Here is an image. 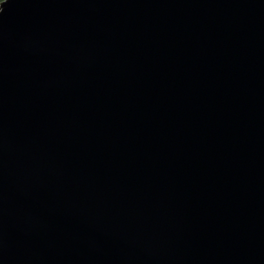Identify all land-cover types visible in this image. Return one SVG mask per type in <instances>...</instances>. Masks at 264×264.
I'll use <instances>...</instances> for the list:
<instances>
[{"label":"water","instance_id":"95a60500","mask_svg":"<svg viewBox=\"0 0 264 264\" xmlns=\"http://www.w3.org/2000/svg\"><path fill=\"white\" fill-rule=\"evenodd\" d=\"M0 264H264V0H1Z\"/></svg>","mask_w":264,"mask_h":264},{"label":"trees","instance_id":"16d2710c","mask_svg":"<svg viewBox=\"0 0 264 264\" xmlns=\"http://www.w3.org/2000/svg\"><path fill=\"white\" fill-rule=\"evenodd\" d=\"M1 1V0H0Z\"/></svg>","mask_w":264,"mask_h":264}]
</instances>
